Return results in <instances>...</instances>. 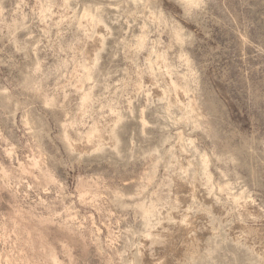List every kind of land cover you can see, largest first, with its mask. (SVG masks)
Instances as JSON below:
<instances>
[{
  "label": "clouds",
  "instance_id": "clouds-1",
  "mask_svg": "<svg viewBox=\"0 0 264 264\" xmlns=\"http://www.w3.org/2000/svg\"><path fill=\"white\" fill-rule=\"evenodd\" d=\"M131 2L108 0L106 7H115L116 15L122 16ZM70 3L77 8L81 5L79 0H62L61 6L74 19ZM21 6H26L24 0H0V17H13ZM209 7L211 0H199L198 10L186 18L196 22ZM40 52L45 58L26 71L10 56H0V264H264V125L259 138L255 130L246 136L233 128L216 103L197 95L196 105L204 112L197 116L198 126L184 127L185 134L200 132L202 144L212 142V167L216 171L223 167L234 176L232 188L202 190L208 187L207 168L201 170L202 153L189 141L186 155L167 161L166 175L155 190L150 187L154 180L145 182L148 173L133 190V182L124 178L120 168L144 159L140 152L147 136L143 129L135 128L129 136L118 125L135 116L121 117L116 125L100 124L99 139L106 151L63 146L57 110L67 113L75 103L70 99L75 93L66 91L76 87L69 77L80 61L87 63L91 57L85 60L83 49L73 51L71 47L45 45ZM69 64L73 72H68ZM120 71L123 69H108L109 76ZM109 76L97 68L96 86L106 85ZM126 79L127 83L117 81L116 86L105 87L97 103L132 113L143 92L131 77ZM108 87L115 91L109 92ZM153 107L160 109L156 113L160 119H170L164 115L161 99L151 96L144 102L141 116ZM97 114L102 121L103 114ZM73 144L84 145V137ZM254 146L258 147L254 150ZM33 149L44 158L35 174L34 165L25 158V150L32 156ZM98 170L115 177L111 185L101 176L87 175ZM174 180L180 182L175 193ZM184 185L191 191H183ZM239 190L245 198L235 201L230 192ZM145 208H152L150 218L142 215ZM101 223L109 229L107 234L97 229ZM142 238L150 243H141Z\"/></svg>",
  "mask_w": 264,
  "mask_h": 264
},
{
  "label": "rangeland",
  "instance_id": "rangeland-1",
  "mask_svg": "<svg viewBox=\"0 0 264 264\" xmlns=\"http://www.w3.org/2000/svg\"><path fill=\"white\" fill-rule=\"evenodd\" d=\"M79 2L81 6L78 8L73 3L69 4V8L74 9V19L61 6L62 0H24L26 6L14 11L13 17H0L3 21L0 23V48L4 50L0 56H10L25 71L28 67L34 68L37 60L45 58L40 52L45 45L71 47L73 51L83 49L85 60L91 57L87 63L80 61L75 72L72 64L67 68L68 72H73L69 79L76 87L66 89L75 93L70 97L75 103L69 112L57 110L63 146L106 151L99 139L100 124L116 125L121 117L132 115L135 119H125L118 127L126 128L129 136L132 129H143L147 136L140 152L144 159L133 161L126 169L120 168V172L125 173L124 178L133 182V190L145 173L149 174L145 182L154 180L150 187L155 190L166 175L167 161L171 157L186 155L189 141L202 153L201 170L207 168L205 180L208 187L202 190L208 193L231 189L234 176L223 167L219 171L212 167L215 162L210 155L212 142L202 144L200 138L203 134L200 132L187 136L184 127L189 124L198 126L197 116L204 112L203 107L198 109L194 99L199 95L205 101L216 103L225 119L242 134L251 136L254 130L258 138L262 134L264 0H211L207 14L196 22L187 19L186 14L198 10L199 0H132L125 6L122 16L116 15L115 7H106L108 0ZM51 62L49 58L48 63ZM110 66L123 71L109 76ZM97 68L109 76L103 87L96 86ZM126 76L131 77L137 90L143 92L140 105L134 103L132 113H122L111 104L104 107L105 102L97 103L105 87L116 86L117 81L127 83ZM153 84L160 86L152 88ZM107 90L115 91V87ZM149 96L161 99L164 115L170 119H160L156 115L160 111L157 107L144 111L141 116V109ZM97 113L103 114L102 121ZM81 136L85 144H73ZM140 139L145 140L144 137ZM24 142L28 143L27 140ZM235 147L239 148L240 144ZM32 151L34 155L28 156L25 150V158L34 165L32 172L35 174L44 158L41 152ZM165 152L169 156H165ZM220 154L217 150V155ZM257 156H260L259 152ZM253 162L259 164L258 159ZM87 175L101 176L109 185L115 180L100 170L89 171ZM178 184L180 182L174 180V193ZM182 190L191 191L188 185H184ZM248 191L251 192V188ZM230 195L235 201L245 198L243 190L231 191ZM179 198L183 201V197ZM152 214V208H145L142 212L147 218ZM120 226L127 227L126 224ZM97 229L102 235L109 230L102 223L97 224ZM141 243L147 245L150 241L142 238Z\"/></svg>",
  "mask_w": 264,
  "mask_h": 264
}]
</instances>
